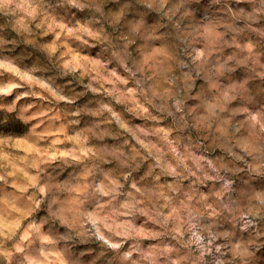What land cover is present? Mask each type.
Instances as JSON below:
<instances>
[{"label": "clouds", "instance_id": "obj_1", "mask_svg": "<svg viewBox=\"0 0 264 264\" xmlns=\"http://www.w3.org/2000/svg\"><path fill=\"white\" fill-rule=\"evenodd\" d=\"M0 264H264V0H0Z\"/></svg>", "mask_w": 264, "mask_h": 264}]
</instances>
